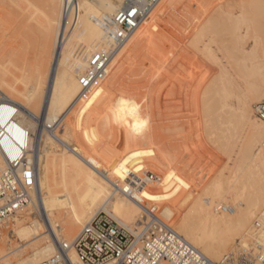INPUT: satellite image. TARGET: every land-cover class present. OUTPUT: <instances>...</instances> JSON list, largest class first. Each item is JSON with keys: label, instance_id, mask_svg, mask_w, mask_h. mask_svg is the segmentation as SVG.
Instances as JSON below:
<instances>
[{"label": "rangeland", "instance_id": "374dc122", "mask_svg": "<svg viewBox=\"0 0 264 264\" xmlns=\"http://www.w3.org/2000/svg\"><path fill=\"white\" fill-rule=\"evenodd\" d=\"M169 1L157 0L154 9H150L149 20H158L157 27L123 59L116 83L110 86L106 97L89 104L72 101L58 117L60 124L48 129L50 134L60 133V126L66 144L63 147L91 151L95 160L103 156L101 159L113 174L123 171L131 182V175H135L136 184L149 187L155 201L163 203L161 207L154 206L157 212L168 203V197L179 200L188 194L191 183L201 188L237 168L247 172L249 151L261 147L263 142L254 139L240 112L247 105L252 117L257 118L255 107L264 103V0ZM52 4L48 0H0L3 49L18 44L23 54L31 52L22 43L31 49L37 46L43 33L40 25L58 12ZM59 12L62 16V4ZM34 37L36 44L32 42ZM5 38H12L10 45L4 44ZM16 39L26 42L20 44ZM2 45L0 64L8 67ZM12 68L17 74L18 69ZM218 76L220 80L215 85L214 78ZM218 86V98L201 101L202 93L209 97ZM118 105L130 106L132 110L116 112L113 109ZM228 110L231 115L226 113ZM139 125L142 127L135 128ZM250 191L247 180L244 193ZM122 207L130 217L144 215L133 205ZM11 224L12 220L0 225L3 250L23 244L10 232ZM249 240L250 236L235 238L226 253H232L239 241ZM28 253L25 245L22 257ZM8 260L12 262L13 255ZM0 264H4L3 260Z\"/></svg>", "mask_w": 264, "mask_h": 264}, {"label": "bare ground", "instance_id": "6f19581e", "mask_svg": "<svg viewBox=\"0 0 264 264\" xmlns=\"http://www.w3.org/2000/svg\"><path fill=\"white\" fill-rule=\"evenodd\" d=\"M48 1L50 5L54 3L58 12L51 17L49 15L48 19L45 16L47 20L44 18L46 21L44 26L39 24L43 27L42 38L38 44L34 42L38 41L35 37L32 41L37 46L31 49L32 47H26V43H22L23 40L16 39L31 52L23 54L18 44L10 45L8 42L13 41L12 38L9 41L5 38L7 42L2 40L4 44L10 45H4L6 48L9 46L6 50L3 49V43L0 44L7 55L6 63H9L8 67L0 64V96L19 105L17 120L29 133L27 157L33 162L36 174L35 193L31 194L30 202L23 214L14 218L12 227L10 226V232L14 233L16 239L23 244L16 246L15 249L0 248V260H3L4 264H37L53 256L58 243L73 241L79 230L99 213L109 214L130 230L137 229L143 217L140 218V215L130 217L129 213L123 210L122 205L125 204L133 205L159 225H169L181 239L213 263L222 261L228 254L237 255L243 250H249L248 248L255 244H262L264 241V123L257 116V118L252 117L247 105L243 106L240 115L247 120V126L252 131L254 139L263 141L261 147L249 151L245 166L247 172L244 173L237 168L229 175L217 180L213 179L211 185L201 188L199 184L191 183L188 185V194L183 195L179 200L173 196L168 197V203L165 201L167 204H164L158 212L154 206L161 207L163 203L155 201V195L149 187L136 184L135 175H132L134 182H127L130 176H125L123 171L117 175L113 174L104 158L101 159L103 156L95 160L96 156L94 157L91 151L88 152L83 148L77 151L67 147L68 145L63 147L66 144L60 126L62 130H59L60 133L55 131L53 134L49 133L48 129H52L57 123L60 124L58 117L72 101L84 100L83 103L89 104L98 97H106L110 86L116 83L123 59L126 60L128 54L137 49L144 37L152 32L158 20L154 21L153 17L149 20L150 12H148L142 25L128 43L118 50L115 49L114 42L105 34L103 24L108 22L118 10L131 3L138 5L143 2L150 3V9H154L157 0H73L77 7V15L70 25L65 24L63 16L66 1ZM61 4L62 16L59 12ZM17 23L21 22L16 21ZM247 33L246 28L245 35ZM96 51H114V56L108 69L99 77L93 88L84 92L78 79L86 69L90 55ZM211 57L215 59V55ZM12 67L18 69L17 74ZM208 77L210 78L209 75ZM219 77L214 78L215 85L217 80H220ZM218 91L219 86L210 91L209 97H205V93H202L201 101L218 98ZM113 110L131 111L132 108L118 105ZM38 112L40 115L37 116ZM226 113L231 115L232 111L228 110ZM139 126L135 128L142 127ZM57 128L58 126L55 130ZM131 128L135 129L133 126ZM135 132L139 134L137 130ZM4 165L0 155V173L4 170ZM247 180L251 186L250 193H244ZM220 206H224V210L219 211ZM33 213L36 216H32ZM132 220L135 222L133 223ZM256 223L259 224L258 229ZM61 230L64 232L63 235ZM72 236H75L72 240H66ZM248 236H250L249 241H239L238 247H235L232 253H226L235 238L240 237L242 240ZM242 242L243 244H240ZM25 245L29 253L23 258ZM9 255H13L12 262L8 260ZM68 255L72 264H82L73 250Z\"/></svg>", "mask_w": 264, "mask_h": 264}, {"label": "built area", "instance_id": "2783aa9c", "mask_svg": "<svg viewBox=\"0 0 264 264\" xmlns=\"http://www.w3.org/2000/svg\"><path fill=\"white\" fill-rule=\"evenodd\" d=\"M65 1L63 16L65 24L70 25L77 15V7L73 0ZM150 8V3H131L103 24L115 49L120 50L128 43ZM113 56L114 51H96L90 55L78 79L82 91L93 88ZM19 111L17 103L0 96V155L5 164L0 173V225L21 216L31 194L35 193V168L27 157L29 133L18 123ZM255 112L264 123V103L258 104ZM224 208L220 206L219 211ZM255 226L259 228L258 223ZM248 249L213 263L181 239L169 225H159L149 216L143 215L138 228L130 230L109 214L99 213L80 229L73 241L58 243L56 253L37 264H72L68 255L71 250L82 264H264V241Z\"/></svg>", "mask_w": 264, "mask_h": 264}]
</instances>
